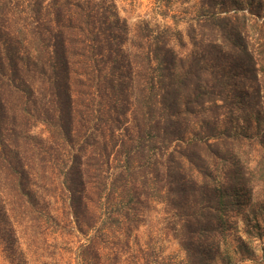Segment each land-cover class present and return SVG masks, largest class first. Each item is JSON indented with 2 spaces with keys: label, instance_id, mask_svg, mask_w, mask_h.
<instances>
[{
  "label": "trees",
  "instance_id": "16d2710c",
  "mask_svg": "<svg viewBox=\"0 0 264 264\" xmlns=\"http://www.w3.org/2000/svg\"><path fill=\"white\" fill-rule=\"evenodd\" d=\"M153 1L171 25L130 26L117 0H0L12 264L20 240L115 264L154 204L185 258L140 247L131 264H264V0Z\"/></svg>",
  "mask_w": 264,
  "mask_h": 264
},
{
  "label": "rangeland",
  "instance_id": "374dc122",
  "mask_svg": "<svg viewBox=\"0 0 264 264\" xmlns=\"http://www.w3.org/2000/svg\"><path fill=\"white\" fill-rule=\"evenodd\" d=\"M119 11L121 16L128 22L130 26L142 19H149L151 21H160L161 24H172L171 19H166L157 14L160 10L155 7L153 0H117ZM173 14L174 11L172 10ZM257 190L261 191L262 187H258ZM58 213L64 212V208L61 202L55 204ZM168 219L163 210V206L160 204H154L153 209L149 212V216L142 223L139 230H136L133 237L130 238V243L128 247L124 246L123 242L119 243L117 251H115V246H112L110 252H115L119 259L115 260V264H131L130 260L132 255L139 254V248H145L150 251H154L155 255L161 257H172L176 260L185 258V252L181 249L179 241L175 238L172 231L169 229ZM79 237L73 238L72 245H76ZM61 242L60 247L64 248L66 245L64 241L66 239L61 238L60 234L52 233L49 237V243ZM68 242V241H67ZM69 243V242H68ZM122 248V249H121ZM21 255V264H69V254L64 249L60 252L61 261L55 262L50 258H40L34 257L27 246L24 244L23 240H20V246L17 245V254ZM117 252V253H116ZM119 252V253H118ZM114 257V254H113ZM34 260L38 262L34 263ZM142 261V260H141ZM0 264H12L10 258L6 256L3 249H0ZM18 264V263H16ZM76 264V260L72 262Z\"/></svg>",
  "mask_w": 264,
  "mask_h": 264
}]
</instances>
